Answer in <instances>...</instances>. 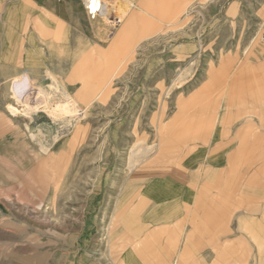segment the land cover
Returning a JSON list of instances; mask_svg holds the SVG:
<instances>
[{"label":"rangeland","instance_id":"obj_1","mask_svg":"<svg viewBox=\"0 0 264 264\" xmlns=\"http://www.w3.org/2000/svg\"><path fill=\"white\" fill-rule=\"evenodd\" d=\"M85 1L0 0V264H223L234 256L262 264V248L225 251L212 236L227 233L216 215L240 205L249 171L264 170V90L231 75L260 67L251 55L264 36V0H182L162 29L141 15L142 38L126 43L112 39L129 7L107 0L113 18L101 37L87 28ZM54 19L71 31L49 34ZM79 56L105 57L111 73L124 61L87 119L65 126L28 114L25 104L43 95L66 102L49 74L77 96ZM86 87L85 104L97 92ZM202 158L210 164L205 230L195 228ZM162 179L193 186L195 202L185 204L180 191L162 206L171 197L151 188ZM156 202L179 227L143 225Z\"/></svg>","mask_w":264,"mask_h":264},{"label":"crops","instance_id":"obj_2","mask_svg":"<svg viewBox=\"0 0 264 264\" xmlns=\"http://www.w3.org/2000/svg\"><path fill=\"white\" fill-rule=\"evenodd\" d=\"M114 2L116 5H124L129 7V16L126 22L119 26L117 33L114 35L112 42L116 43H126L129 42L126 37H138L142 38L141 30L136 28V25L139 21H141L142 17L145 16L144 14H148L149 18L154 21L155 25L159 26L158 28L163 27V25H168V22H172L175 15H177L182 9V0H108ZM85 10L86 6L84 4ZM88 13V12H87ZM89 15V14H88ZM143 15V16H141ZM90 16V15H89ZM96 17H99L96 19ZM95 18L91 16V20L87 25V28L92 30V34L95 36L106 37V34L109 32V26H107L103 21L104 18L102 16H96ZM148 18V19H149ZM141 19V20H140ZM147 19V18H145ZM112 20V19H110ZM61 23V22H60ZM76 26H81L80 23H75ZM62 27L66 28L67 30L73 26L72 25H63ZM162 29V28H161ZM161 29L157 31L154 36H157ZM108 31V32H107ZM139 31V33L137 32ZM96 33V34H95ZM66 35V34H64ZM133 42H142L141 39L135 40ZM251 59L255 62V65H259L260 67H245V68H236L233 69L231 75L235 74L236 78L235 81L239 82L242 80L243 83H247V89L252 86L255 87V90H264V36L262 39L261 48H257L254 50ZM249 63V61H248ZM253 65V64H252ZM245 77V78H243ZM247 86V85H246ZM232 95L230 96V98ZM264 97V94H263ZM220 98V97H219ZM256 101V100H255ZM233 107H237L236 101L233 99ZM250 103V102H248ZM251 107L258 106L257 104L250 103ZM247 106V104H246ZM264 108V103L263 105ZM201 162L197 166L198 171V184H197V195L195 196L198 198V211L196 213L197 222L195 223V228L202 227L203 230L206 228L205 223V199L202 195V191H205L206 187V178H207V167H210V164L207 166L205 162L206 159L202 158ZM218 170V169H217ZM193 173L192 171H190ZM257 171L254 173V170H250L249 173L246 175L244 179V188L246 189L245 195L243 196L242 200L239 202L240 205H235L231 207V203L229 206V210L225 212L217 213L216 218L220 220L226 221L223 225L227 228V233L225 234H218L217 231L213 233V245H222L223 248L221 250H225L229 248L228 246L234 245L231 251H240L241 248L238 246H248L249 250L251 248L257 250H264V170L262 174H256ZM258 177L256 180L254 176ZM168 179H162L155 181L151 188L153 187V191L156 192L157 196H161L165 194L166 196L171 197L169 200L170 202L160 203L162 206L167 204L177 202L174 195L180 194L182 191V200L186 203H194L195 196H194V187L189 184H178L167 181ZM171 180V179H170ZM170 182V183H169ZM153 193V192H152ZM154 195V193H153ZM174 197V198H173ZM203 197V199H202ZM235 199V204H238L237 196L232 197ZM173 199V200H172ZM158 201V200H157ZM158 204H155V211L150 213V215L146 218L148 222L143 223V225H149L151 227H159L165 226L168 229H176L179 227L180 224L177 222H172L173 219H176L175 214L171 211H157ZM158 216H160V221L158 222ZM145 219V218H144ZM145 219V220H146ZM142 225V223H141ZM186 225V224H185ZM183 226V225H182ZM189 229L193 228L194 225H188ZM206 241V238H204ZM209 243H211L209 239ZM259 244V246H258ZM262 248V249H261ZM218 249L214 248V251ZM230 250V249H229ZM207 252V248L204 249L203 253ZM236 255V254H235ZM240 257L234 256L232 260L228 263L223 264H258L254 262V260H241ZM220 262L216 261L213 264H219ZM262 264H264V258L262 260Z\"/></svg>","mask_w":264,"mask_h":264},{"label":"bare ground","instance_id":"obj_3","mask_svg":"<svg viewBox=\"0 0 264 264\" xmlns=\"http://www.w3.org/2000/svg\"><path fill=\"white\" fill-rule=\"evenodd\" d=\"M107 3H108L107 0H86L84 2L86 8L90 12V13L88 12L89 14H91V15L94 14V16L97 14L98 16H102L106 20H110L113 18V16H112L111 10H110L109 6L107 5ZM104 22H106V21H104ZM47 24L49 26H45V27H46V30L48 31L49 34H53V35L55 34L56 35V34L61 33V27H60L61 23L58 22V20H56V19L49 20V23L47 22ZM48 33H47V35H48ZM83 50H84V48H83ZM79 52H80V50H79ZM79 57L80 58H79V61L77 62L76 71H75L74 75H75V78L81 83V85L83 84V86L81 87V90L79 91V93L77 94L76 97H71L70 93H69V89L66 88L65 86H63V84L61 82H58V80L55 77H53L51 74H49L48 78L50 79V82H51L50 83V86L52 89L51 91H53L54 94H57V92H61L63 94V97L66 98V102L63 104L58 103V105H56V104L54 105L52 103L53 99L51 102L50 101V98H51L50 94H48V95L42 96V100H43L42 102H33L29 105L25 104L24 110L27 111V109H28L30 114H32V113L35 114L37 112L38 113L44 112L45 114H49L51 116L53 122L60 123V124L61 123L66 124L65 126H71L73 123H81L82 121L86 120L90 114V109L93 107V103L104 94V91L106 89H108L107 86L109 85V82H110V78H109L110 74H112L111 76H115L117 74V72H119V70L121 69L124 61L120 62V64L117 66L116 70L114 71V69H113L114 72L111 73L110 72V69H111L110 65L106 61H104V59L106 60L105 57L101 56L99 58L97 57V59H96V57H89V56L88 57L79 56ZM75 60L77 61V59H75ZM116 65L113 67H116ZM24 80H26V79H24ZM27 80H29V79H27ZM209 82H210V79H209ZM92 83L94 86H96L94 89H95V92L96 91L97 92L95 94H93L92 97L90 98V100L88 101V103L85 104L84 103V97L86 96V94L84 93V90H85V88L86 89L88 88V87H86V86H88V84L90 85ZM27 84H26V86H27ZM23 90L25 91V89H23ZM20 94H21V92H20ZM14 97H15V99H17L18 102L21 101L20 96H19V94H17V92L14 94ZM46 97H48V98H46ZM30 99H31V97H30ZM69 102L71 103L70 107L67 104ZM29 112L27 111L28 114H29ZM58 136H59V134L56 135L55 140H57ZM137 149H139V148H137ZM144 151H151V150L150 149H144ZM142 154H143V152H142ZM131 159H132V157H131ZM137 159H139V158H137ZM129 163H130V161H129ZM134 164H136V163H134ZM137 165H138V163H137ZM134 168H135V166H134Z\"/></svg>","mask_w":264,"mask_h":264},{"label":"built area","instance_id":"obj_4","mask_svg":"<svg viewBox=\"0 0 264 264\" xmlns=\"http://www.w3.org/2000/svg\"><path fill=\"white\" fill-rule=\"evenodd\" d=\"M91 16L94 17V14H92Z\"/></svg>","mask_w":264,"mask_h":264}]
</instances>
